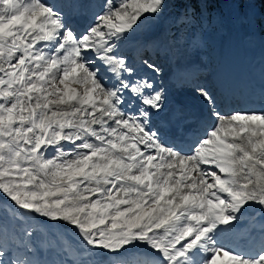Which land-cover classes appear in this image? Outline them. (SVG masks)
<instances>
[{
	"label": "snow or ice",
	"instance_id": "obj_1",
	"mask_svg": "<svg viewBox=\"0 0 264 264\" xmlns=\"http://www.w3.org/2000/svg\"><path fill=\"white\" fill-rule=\"evenodd\" d=\"M208 6L0 0V264H40L43 229L87 257L57 264H264V108L157 82Z\"/></svg>",
	"mask_w": 264,
	"mask_h": 264
},
{
	"label": "rangeland",
	"instance_id": "obj_2",
	"mask_svg": "<svg viewBox=\"0 0 264 264\" xmlns=\"http://www.w3.org/2000/svg\"><path fill=\"white\" fill-rule=\"evenodd\" d=\"M208 2L209 6L201 9L205 19L203 27L197 29L196 39L190 44L184 39L179 43L169 39L167 52L161 50L159 63L163 75L157 82L168 92L170 99L187 104L194 116L203 110V101L193 91L197 84L211 90L225 111L253 109V106L264 108V13L254 0ZM182 11L180 7L169 9L172 15ZM163 31V28L152 33L140 31L135 39L160 36ZM197 68L202 73L195 78L197 72L194 69ZM188 79L193 85L187 83ZM259 217V212L246 217L248 223L241 233L226 239L243 241L253 229L258 233ZM54 233L55 230L43 229V235L37 241L39 252L35 259L40 264L87 258L77 254V245L67 237Z\"/></svg>",
	"mask_w": 264,
	"mask_h": 264
},
{
	"label": "bare ground",
	"instance_id": "obj_3",
	"mask_svg": "<svg viewBox=\"0 0 264 264\" xmlns=\"http://www.w3.org/2000/svg\"><path fill=\"white\" fill-rule=\"evenodd\" d=\"M194 71L195 72H197V74L195 75V78H198L199 76H200V74L202 73V71H201V69H199V68H197L196 70L194 69ZM194 78V77H193ZM187 83L189 84V85H193V82L191 81V79H188V81H187ZM202 85V84H201ZM229 93V91L227 92V94ZM191 104V103H190ZM193 104V103H192ZM253 105V104H252ZM190 108V107H189ZM226 108V107H225ZM257 108H259V109H261V107H255V106H253V109H256V110H258ZM247 109H250V108H248L247 107ZM199 113V112H198Z\"/></svg>",
	"mask_w": 264,
	"mask_h": 264
},
{
	"label": "trees",
	"instance_id": "obj_4",
	"mask_svg": "<svg viewBox=\"0 0 264 264\" xmlns=\"http://www.w3.org/2000/svg\"><path fill=\"white\" fill-rule=\"evenodd\" d=\"M254 3L264 13V0H254Z\"/></svg>",
	"mask_w": 264,
	"mask_h": 264
}]
</instances>
